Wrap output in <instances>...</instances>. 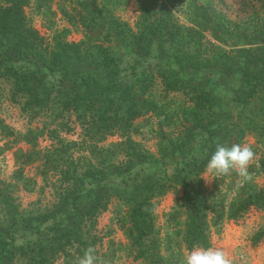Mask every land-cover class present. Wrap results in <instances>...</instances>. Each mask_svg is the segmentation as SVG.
<instances>
[{
    "label": "rangeland",
    "instance_id": "rangeland-1",
    "mask_svg": "<svg viewBox=\"0 0 264 264\" xmlns=\"http://www.w3.org/2000/svg\"><path fill=\"white\" fill-rule=\"evenodd\" d=\"M144 4L156 20L179 31L178 43L164 29L150 45L139 42L144 13L137 0H29L25 8L30 25L48 47L65 40L83 42L93 52L99 45L114 50L112 73L84 64L50 71L41 62L18 60L6 46L0 47V62L27 73L41 96L48 98L43 108L27 107L24 98H14L12 79L0 75V120L12 131L0 129V190L3 199L10 197L0 201V231L14 241L12 264H30L18 249L22 246L31 253L43 248L46 257L51 255L54 220L34 233L25 219L32 217L37 225L42 213L57 212L77 193L85 195L78 205L86 207L92 185L95 193H111L107 209L94 224L84 222L81 227L74 211L62 228L82 230L80 237L94 250L96 264H148L136 256L129 240L132 201L126 196L131 187L125 185L133 181L131 176L139 183L150 178L169 183L166 192L153 199L154 249L168 264H183V255L190 250L186 245L190 206L185 201L189 189L183 176L212 155L217 145L233 144L248 145L254 152L246 176L237 171L214 176L206 168L200 175L210 247L226 252L231 264H264V238L255 241L264 229V209L250 206L233 216L242 199L258 191L264 194V0H144ZM198 48L205 65L194 67L188 52ZM247 54L258 61H247ZM248 70L262 78L251 97L254 81H248ZM169 75L199 85L198 93L203 87L210 93V106L206 102L205 108L197 106L189 88H167ZM84 80L82 89L92 91L96 108L111 112L117 104L110 99L132 87L131 95L148 102L149 109L104 137L96 124L98 114L85 106L79 117L60 102L62 91L76 90ZM200 123L211 127L213 134ZM130 141L152 155V162L137 164L131 173L125 167L131 158ZM176 143L178 149L173 148ZM112 165L124 166L107 180L104 171ZM92 171L100 175L91 178ZM82 247L79 242L67 246L53 264H78Z\"/></svg>",
    "mask_w": 264,
    "mask_h": 264
},
{
    "label": "trees",
    "instance_id": "trees-1",
    "mask_svg": "<svg viewBox=\"0 0 264 264\" xmlns=\"http://www.w3.org/2000/svg\"><path fill=\"white\" fill-rule=\"evenodd\" d=\"M141 9L143 10V23L141 25L140 33L138 36L139 42H147L150 45L159 31L164 29V32L169 33L173 43H178L179 31L169 30L168 23L156 20L148 5L144 4V0H137ZM0 4V47L6 46L9 52L14 53L15 57L21 61L36 60L41 62L42 67L50 71H66L72 69L77 64H84L94 67L95 70H109L110 66L116 60V53L109 47L98 46L93 52L91 49L84 48L83 42H68L65 40H56L52 46L45 44L43 38L39 35L38 31L30 25L28 17L25 12V8L29 4V0H1ZM151 14V16H150ZM122 28V27H121ZM146 44V43H145ZM245 51V50H241ZM244 55V52L242 53ZM190 62L194 67L205 65L204 58L200 53V49H196L192 52H188ZM198 56V57H197ZM247 61L255 63L258 58L254 59L247 54L245 57ZM209 61H207L208 63ZM245 64H248L245 63ZM103 68V69H102ZM227 71H230V66L226 67ZM7 75L13 81L14 86V98L17 100L19 97L24 98L25 105L27 107L34 106L36 108H43L48 105L47 97L41 96L38 89H36L31 77L16 68L4 66L0 62V75ZM248 81H254V87L249 91V96H253L255 92V84L260 83L261 77L254 75L252 71H246ZM172 76H167V88L172 90H181L183 88H189L195 95V101L197 106L205 108L204 103L211 102V96L208 91L202 87V91L198 93L199 85L190 84L180 79H173ZM88 85L89 81L86 79ZM85 84V80L82 83L77 84L76 90H67L61 92L60 99L62 105L67 111H75L81 117L82 108L87 107L89 112L98 114L96 124L99 131H104V137L107 135H114L116 130L124 123H129L136 117L142 115L149 109V103H143L142 101H136V94L131 95V88L128 87L123 91L117 99H110V102L116 103V108L109 112L96 108L95 102L92 99V91H83L82 86ZM197 86V87H196ZM199 94V95H198ZM210 98V99H208ZM209 104V103H208ZM210 106V104H209ZM146 108V110H145ZM86 111V110H85ZM84 117L86 118V114ZM84 112V111H83ZM90 121L89 118H87ZM200 127L213 134L211 127L208 128L203 123H200ZM0 129L6 134H12L9 127L0 120ZM131 153L129 163L125 165L128 171L131 173L132 168L137 164L152 162V155L138 147V143L133 141L129 142ZM179 146L176 143L173 148ZM178 149V147H177ZM129 151V152H130ZM211 154L206 155L194 166L187 169V173L183 176V183L189 189L185 191L186 204L190 206V212L187 221V233H186V245L188 249H191L193 245L210 247V235L208 232V225L204 220L206 210H208V204L204 196V184L201 178V173L206 168V164ZM124 165H112V169L104 171V177L108 180L111 177V173L118 174V171ZM118 170V171H117ZM100 175L97 171H92L88 176L91 178H97ZM132 182L127 181V187L129 189V195L126 196L132 201L130 212V228H129V240L131 245L136 250V256L144 258L148 261V264H168L166 259L160 254V252L154 249V234H155V215L153 208V199L166 192L169 183L167 181L158 182L152 178L143 180L141 183L137 182L135 176L129 178ZM88 190L86 195L89 198V204L82 208L78 205V199L84 197L82 193L78 195L66 206H61L57 212L49 211L42 213L39 218V223H34V218L30 217L25 219V225L31 226L34 233L40 231V226L46 223L48 220H54L53 227V242L51 243V255L46 257L43 253V248L37 250L32 249L33 252L37 251L36 255L33 252H29V249L22 246L18 249H22L21 254L28 256L30 264H53L55 255L61 251L66 250L67 246L80 243L83 247L80 250V258L84 252L90 247L87 245L80 236H82V230L75 231L73 226H68L64 229L62 225L66 223L72 212L75 211V215L78 216V225L84 222L95 223L96 218L100 213L107 209V205L110 197L112 196L109 191L104 193H95L92 189ZM81 192V191H79ZM4 196L0 190V201L8 202L10 197ZM250 206H257L264 209V194L261 191L250 194L242 199L240 207L237 208L233 216L240 215V211L247 210ZM38 220V218H37ZM34 228V229H33ZM264 238V229L257 234L255 241L262 240ZM12 239L4 236L0 231V264H12L16 256L15 244Z\"/></svg>",
    "mask_w": 264,
    "mask_h": 264
},
{
    "label": "clouds",
    "instance_id": "clouds-1",
    "mask_svg": "<svg viewBox=\"0 0 264 264\" xmlns=\"http://www.w3.org/2000/svg\"><path fill=\"white\" fill-rule=\"evenodd\" d=\"M254 157L252 148L244 144H233L231 147L217 145L206 164V170L214 176L237 171L240 176L247 175V169ZM183 264H231L226 252L219 248L193 245L184 253ZM78 264H96L94 250L87 249Z\"/></svg>",
    "mask_w": 264,
    "mask_h": 264
}]
</instances>
